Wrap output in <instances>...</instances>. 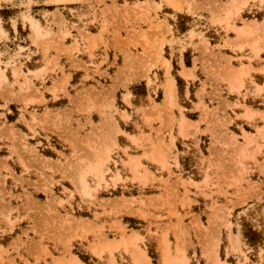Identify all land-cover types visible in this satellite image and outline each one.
I'll return each instance as SVG.
<instances>
[{
	"label": "rangeland",
	"instance_id": "obj_1",
	"mask_svg": "<svg viewBox=\"0 0 264 264\" xmlns=\"http://www.w3.org/2000/svg\"><path fill=\"white\" fill-rule=\"evenodd\" d=\"M0 264H264V0H0Z\"/></svg>",
	"mask_w": 264,
	"mask_h": 264
},
{
	"label": "bare ground",
	"instance_id": "obj_2",
	"mask_svg": "<svg viewBox=\"0 0 264 264\" xmlns=\"http://www.w3.org/2000/svg\"><path fill=\"white\" fill-rule=\"evenodd\" d=\"M255 27V26H254ZM35 32V31H34Z\"/></svg>",
	"mask_w": 264,
	"mask_h": 264
}]
</instances>
